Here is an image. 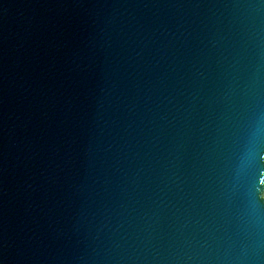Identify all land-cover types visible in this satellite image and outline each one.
Segmentation results:
<instances>
[{
  "label": "water",
  "instance_id": "obj_1",
  "mask_svg": "<svg viewBox=\"0 0 264 264\" xmlns=\"http://www.w3.org/2000/svg\"><path fill=\"white\" fill-rule=\"evenodd\" d=\"M0 264H264V0H0Z\"/></svg>",
  "mask_w": 264,
  "mask_h": 264
}]
</instances>
